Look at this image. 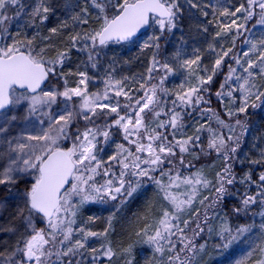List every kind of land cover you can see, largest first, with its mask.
<instances>
[{
    "label": "snow or ice",
    "instance_id": "snow-or-ice-1",
    "mask_svg": "<svg viewBox=\"0 0 264 264\" xmlns=\"http://www.w3.org/2000/svg\"><path fill=\"white\" fill-rule=\"evenodd\" d=\"M187 2L192 8L199 7L193 0ZM18 3L19 0H0V34L11 35L9 22L12 18L7 13ZM86 4H90L96 10L94 13L96 26L71 35L68 48L57 50L55 56L47 55L52 45H44L37 50L35 35L31 38L25 35L17 39L16 37L20 35L17 33L12 37L11 43H0V114H3L5 109L27 103L25 116L27 120L37 111L50 109L59 99L69 102L55 115L50 111H42V115L48 120L47 128H41L35 135L28 134L17 138L15 145L11 140L7 141L9 152H15L17 155L11 158V162L3 171H0V186L15 184L16 173H29L32 182L24 193L23 206L17 208V217L22 219L24 230L19 232L13 251L0 252V264H65L63 258H68L67 264H80V260L74 261L73 258L83 257L84 252L91 254L92 264H96L101 258L111 261L116 253L110 246V241H107V236L112 227L113 216L108 217V226L102 232H95L83 226L74 228L79 209L83 204L102 200L103 197L111 200L131 197L141 186L143 178L153 181L159 187L164 193V199L171 205V210L167 208L163 210L154 233L149 232V226L136 235L144 236L143 242L152 246L156 253L164 252V244L169 245L167 249L169 252L177 248V242L182 244L183 247L176 252V255L169 257V264H186L180 252L194 253L196 245L185 235V229L191 220H183L181 227L180 217L177 214L191 208L199 194L198 185L208 188L212 185V181L204 176L203 170L182 176L176 167V159L178 158L179 165L185 168L194 167L190 161H185L184 155L191 154L195 159H199V156L191 150L201 148L202 152L205 151L201 143V133L206 131L209 134L208 152L215 151L224 161L223 168L216 173L217 186L213 205L228 194L227 186L237 182L233 165L229 161L237 159L236 153L248 131L247 123L238 118L235 124L226 123L211 107H201V105L211 103L203 93L211 91L214 77L222 71L228 58L234 61L235 66L227 65L228 71L215 92L217 100L224 106V115L231 120L234 116L247 114L250 107L255 109L264 106V90H261L264 85L256 83L258 77L264 79V37L258 41L245 39L244 43L249 47L243 51L242 57L247 59L230 56L242 30L249 31L248 23L257 16V8L259 19L255 20V25L264 27V0H245L234 10L225 7L219 11L221 17H231V19L215 20L218 31L214 39L231 35L233 47L224 49L221 46V51L217 52L216 48L209 44V50L216 52L210 69L205 66L198 71L201 60L199 55L180 61L177 53V62L189 77L194 78L195 83H182L175 93H169L163 87L164 80L174 72V68L169 63H161L157 59V51L160 48L157 41L160 36L149 37L141 46L142 52L145 49H154L147 70L148 79L156 70L163 71L165 75L160 77L159 86L155 84L149 86L147 80L140 81L139 88L135 91L143 94L135 98L130 95V91L125 90L122 81H114L111 77L105 80L103 94L90 92L88 90L90 77L86 72H77L75 75L79 79L74 87H69L67 78L63 73H57V68L63 66L70 48L87 51L89 62L92 67H96L95 60L99 55L97 49L108 46L110 42L132 41L141 29L152 24L158 26L161 35L165 32L171 33L177 26L178 13L181 12L178 0H86ZM209 6L204 5L205 8ZM109 9L113 11L109 12ZM216 11L217 9L213 7L214 15ZM51 12L52 7L48 0H37L29 13V26L39 28L48 20ZM90 15L86 6L71 19L84 25L89 23ZM203 15L207 16L208 13L204 12ZM212 23L213 21L210 20L209 24ZM60 27L66 28L68 24L65 22ZM204 31H207V28H204ZM49 32L57 35L59 28H51ZM2 38L3 36L0 35V39ZM42 39L47 40L49 37ZM81 42H84L82 48L79 47ZM253 55H255L254 59ZM238 68L242 69L243 74L238 73ZM58 75L64 79L63 90L53 86L45 91L42 85L50 77ZM158 91L175 96L172 108L165 110L161 106ZM109 92H113L116 98L123 96L128 103L121 106L119 99L114 104L101 103L102 100H110ZM236 93H239L238 97L234 95ZM74 97L78 98V101H73ZM98 108L101 110L100 114L106 109L108 113L115 114V118L106 122L103 127L95 125L92 117L97 116ZM187 108L198 109L201 118L206 117L208 121L207 125L197 121L192 135L184 132L182 112L177 111ZM162 116L166 119H161ZM77 117L86 122L92 121L93 126L86 124L82 131L77 129L73 133L71 126ZM15 119V116L8 118L5 115V119L0 123V135L8 132L11 121ZM212 122H215L220 129H227L229 135L225 137L218 134L217 129L211 127ZM43 123L44 121L41 120V124ZM113 129L117 130L126 144H116V151L104 160L98 155L103 150L98 146L112 139ZM177 133L180 135L177 136ZM24 140L28 143L22 142ZM61 141H71V146L64 147ZM249 163L264 164V150L261 151L259 159L250 160ZM166 164L173 167L166 171L163 167ZM114 166H119V175L113 171ZM173 169L176 170V175L171 174ZM154 172H159L160 177L168 176V183L165 184L160 178L151 175ZM100 175L107 178L103 183L96 181L97 176ZM129 176L135 177V181L126 179ZM238 182L256 183L257 191L255 195L245 194L241 199L242 207L233 211L247 213L250 206L259 203L262 208L259 215L264 218V172L259 174L258 182L253 181L249 173H245ZM182 186H186L184 191L179 193L171 191ZM207 199L208 197H204L200 203L203 205L204 200ZM94 219L89 217L90 221ZM37 220L43 222L42 227L37 226ZM206 220L207 215H205ZM196 228L200 231L193 230V235L198 236L203 228L199 223L196 224ZM252 228L253 225L249 224L232 228L224 220L216 233L219 241L216 248L227 250L242 236L250 233ZM0 230L17 231L12 227ZM211 231L213 229L210 227L209 232ZM261 231L264 232V223L261 224ZM177 234H179L178 240L173 242L171 237ZM89 238H104L105 242L100 247L88 248ZM204 248V245L199 246L200 251H204ZM131 250L132 245H129L123 249V252L130 254ZM53 256L56 258L54 261ZM125 264H133V261L128 259ZM235 264H264V236L261 237L259 244L236 260Z\"/></svg>",
    "mask_w": 264,
    "mask_h": 264
},
{
    "label": "rangeland",
    "instance_id": "rangeland-1",
    "mask_svg": "<svg viewBox=\"0 0 264 264\" xmlns=\"http://www.w3.org/2000/svg\"><path fill=\"white\" fill-rule=\"evenodd\" d=\"M49 4L52 7V12L49 14V17H53L55 19H59V25L63 23H67L68 27L71 30V35H74L76 32H82L83 30H90L91 28H94L96 26V22L94 19V13L96 10L91 7L90 4H86V0H48ZM193 2L197 3L199 5L198 8H192L191 5L187 2V0H178V3L181 7V12L178 13V18L176 21V28L172 30V32L169 34L167 42L159 48L158 51H161V56L163 57V60H159L161 63L167 62L174 68V72L171 75H168L167 78L164 80L163 87L168 90L169 93H175L179 90V86L182 83H188L192 82L195 83L194 78L189 77L188 73L184 70V68L180 67L179 63L177 62V53L179 54V60L182 61L184 59H192L195 58L196 55H199L201 57L200 60V69L202 70L205 66H207L209 69L212 67V64L214 63V59L216 57V52H212L209 50V44H212L217 52L221 51V46H223L224 49H227L228 47H233L232 45V39L231 35L229 36H222L220 38L214 39L215 33L218 31V28L215 26V20L221 19V20H229L231 17H221L219 15V11L222 8H228L229 10H234L236 6H238L240 3L245 2V0H225L224 6L219 7L217 9V5L214 2H210L209 0H193ZM225 2L228 3L227 6H225ZM37 3V0H19V3L15 5L12 8H15L16 11H14L13 14H10V11H8V16L12 19L9 22V32L11 35H4L6 37L4 43H11L12 37L16 36L17 33L20 35L16 37L17 39L23 38L25 35L31 38L32 36H36L35 44L37 47V50H39V46L41 43L45 42L42 40V38L38 35L39 29L37 27L29 26V20L30 16L29 13L31 12L32 8ZM210 5L209 7L205 8L204 5ZM31 6V9L28 7ZM88 7L90 16L88 17L89 23L81 25L79 23L73 22L71 17L76 14L80 13V9L83 7ZM213 7L217 9L215 15L213 14ZM10 8V9H12ZM29 8L30 10H28ZM22 9V11H21ZM19 11V15H17V12ZM16 12V13H15ZM204 12H207L208 15H203ZM257 16L253 21H250L248 23V29L249 31H243L242 34L236 39L235 46L233 47L232 53H230V56H237L242 57L243 51H246L249 47L248 44H245V39L250 40H260L262 37H264V27H261L259 25H255V20L259 19V9L256 11ZM213 21L212 24H209V21ZM243 23V21H240ZM255 25V26H254ZM40 27V26H39ZM204 28H207V31H204ZM149 36L145 37L140 40H134L129 43H109L108 46L104 48H98L97 51L99 52V55L96 57L95 63L96 67H92L91 62H89L88 56L89 53L87 51H80L81 54H83L85 58V64L83 63V66L79 68L78 71L70 73L71 79H68V86L74 87L75 82L79 79L77 75H75L77 72H86L88 76L90 77L88 81V90L90 92H98L103 94L105 89V80H107L109 77L112 78V80H120L122 81L125 90L130 91V95H132L134 98L141 96L142 92H137L135 89L139 88V82L142 80H147V84L149 86L155 84L159 86L160 83V77L164 76L165 73L161 70L158 72L160 76L157 78L158 83H155L154 76L157 77V73L153 72L151 74V78L148 79V68L150 66L151 60H152V53L154 49L149 48L145 49L143 52L141 51V46L144 42L148 41V38L151 36H160V30L157 25L152 24V27L149 30ZM233 34H235L233 32ZM4 39V38H3ZM84 42H81L79 47H83ZM81 57V56H80ZM252 58H255V55L252 56ZM82 59V57H81ZM247 59V58H243ZM228 64H233L234 61L232 59L226 58L225 64L223 66V73L221 77L220 74V81L219 85L223 82L225 74L228 71ZM195 67V66H194ZM225 69V70H224ZM59 67L57 68L58 73ZM238 73L243 74V71L241 68H238ZM201 74H203L201 72ZM218 76V75H217ZM214 77V81L215 78ZM127 78V79H125ZM231 83V82H230ZM257 85H264V79L257 78L256 80ZM55 86L59 90H63L64 86V80H60L59 76L53 77V81L50 84H46L44 87V90L47 91L50 88ZM215 86V82L211 84V91L203 93L206 99L210 100L209 105H201V107H211L216 112L220 109L222 114L224 115V106L219 103L215 96V92L212 94L213 87ZM207 87V86H205ZM219 88V87H218ZM261 90H264L262 88ZM158 95L161 97V106L164 107L166 110L167 105L171 104L172 101L175 99L174 95H167L165 93H161L158 91ZM237 97L239 96V93L234 94ZM110 100L104 101L102 100L101 103H116L117 99H119L121 106L124 103H128L127 100L123 96L116 98L114 96L113 92H109ZM212 96L214 97L212 99ZM169 100V101H168ZM225 100L227 102V97H225ZM73 101H78V98L74 97ZM69 103L66 101H63L62 99H59L57 104L52 105L51 108H44L42 111H50L53 115L61 112V110L64 108L65 104ZM123 103V104H122ZM258 104L260 102H257ZM28 105L27 103H23L21 105H17L11 109H8L3 112V114H0V123L3 122L5 119V115L10 118L12 116H15L16 119L11 121V124L9 125V130L7 133L0 135V171H3V169L8 166V164L11 162V158L16 157L15 152H9V145L7 143L8 140H11L13 145L17 143V138L21 136H26L28 134H37V132L41 128H47L48 126V120L46 117L42 115V111H37L34 115L29 117L27 120L25 119L26 116V109ZM235 107V105H233ZM128 111V110H126ZM256 112L260 115L259 119H262V115L264 118V106L257 107L255 109L249 108L247 114L249 115L253 112ZM97 115L101 113V110L97 109ZM200 113V111H199ZM103 114L115 115L112 113H108L106 109L103 110ZM102 114V115H103ZM247 114L234 116L231 121H229L228 117L225 116L227 119L225 120L226 123L229 124H235L232 120H236L237 118L242 121H248ZM201 117V113H200ZM161 119H166V117L162 116ZM205 120V118H203ZM41 120L44 121L43 124H41ZM199 120V119H198ZM202 118L200 119V121ZM215 123V122H214ZM85 124V121L83 119H80L77 117L72 126L71 131L74 133L77 129L80 128L81 125ZM259 122L253 124L252 126H248L247 134L243 137L247 139L248 146L245 148L243 152H241L240 159H239V168H241V165H243V162H245L244 159L250 158L252 155L255 154V157L260 158L261 152L257 148V131H259L258 127ZM88 126L92 125L91 123L87 124ZM214 129H217L218 134H222L225 137L229 135V132L227 129H220L219 126L215 123ZM195 129V127H194ZM116 131V129H115ZM239 129H237V132ZM184 132L188 134V132L184 128ZM192 132V130L189 131V134ZM118 135V133H117ZM180 134L177 133V136ZM113 138V137H112ZM169 139H171V136H169ZM24 143H28L27 140L22 141ZM68 141H61V145L63 143H67ZM34 143V142H33ZM118 143H125V141H121ZM115 140H110L106 144L102 143L100 144V148L103 149L98 153L99 157L103 158L104 160H107L110 155H112L116 151V144H118ZM127 146V145H126ZM264 150V147H263ZM178 152V149H177ZM254 153V154H253ZM190 159L193 161L195 158L191 154H185L184 159L185 161ZM219 161V160H218ZM192 163V162H191ZM212 163V166L214 165V162L210 161ZM194 167L191 168H185L181 165H179L178 158L176 159V167L179 169V172L182 176H188L192 173H195L197 170H202V166H196L194 163H192ZM164 169L167 171L168 169L172 168V165L166 164L163 166ZM113 169L119 170V166H114ZM213 169V168H212ZM234 170V168H233ZM247 173L246 171L243 172V175ZM172 175H176V170L173 169ZM204 174V173H203ZM237 176V182L236 184H239V178L243 176H239L238 173H235ZM17 180L15 184H11L13 187L11 188L12 191L8 193L2 200H0V229L6 228V227H12L17 229L15 232H7L0 230V252H11L14 249V246L16 245V241L19 238V232L24 230V223L21 218L17 217V208L23 206L24 201V193L26 192L25 185L28 184L31 186L32 177L29 173H16ZM151 175L154 177H158L162 180L163 183H168V176L160 177L159 172H154ZM206 177V174H204ZM106 178V177H104ZM126 179L135 181V177H126ZM209 180V179H208ZM96 181L98 183H103V176H97ZM212 181V180H211ZM216 184V175L215 180L212 182V185H210L208 188H204L200 185L197 186L199 190V194L193 201V204L191 208L187 209L185 212L178 213L180 220V226L183 227V220L189 219L191 220V223L189 226L185 229V235L190 238L193 243L196 245V248L194 249V253H188L187 251L180 252V256L183 259L184 256H188L189 262L187 264H209L212 260V263L217 259H219L222 255L227 254L229 251H231L234 248H238L239 250L246 249V248H240L238 247L240 243H243L247 240V243L251 245L256 246V242L259 243L257 233L254 231L255 228L253 226L252 231L250 233L245 234L242 236L237 242H235L233 245H231L227 250H221L216 248V244L219 243L217 232L219 231V228L224 220H226L230 227L236 228L239 225H243L242 222H239V216L236 214V217L238 218H231L233 222L225 218L223 212H222V200L217 201L213 205V200L215 199L216 193L213 194V189ZM234 185V184H233ZM233 185H229L228 187H231ZM186 186H182L180 189H171L174 193H179L181 191H184ZM213 188V189H212ZM142 195L145 196V199L141 200V204L143 206H146L147 215L144 219H142V224L139 229V232H142L143 229L146 227H149V232L154 233L155 227L157 226V222L159 218L163 214L164 209L171 210V205L164 199V193L160 191L159 187L151 180H148L147 178H143L141 186L137 189L135 193L131 197H118L117 200H111L108 197H103L102 200H97L95 202H88L83 204L78 212V215L76 217L77 223L74 225V228L78 227H85L89 230L95 231V232H102L107 226H108V217L113 216L112 219V227L108 233L107 241H110V246L116 253V255L112 258L110 264H125L126 260L133 259L135 252L139 254V256H142V250L147 251L150 254V262L148 264H169L167 261H169V257L171 252H169L167 249L169 245L164 244V252L163 253H156L152 246L144 243L145 240L144 236H134L133 242H132V250L130 254H126L123 252V249L127 248L120 244V242H117L112 237L113 231L115 226L118 224V215L121 214L123 210L126 209V207L134 201L138 197H142ZM214 195V197H212ZM211 197V199L209 198ZM225 197L227 196L224 195ZM204 197H208L207 200H204L203 205L200 203L201 200L204 199ZM186 198V197H182ZM224 198V197H223ZM233 198V197H232ZM225 199V198H224ZM259 200V197L257 198ZM74 200H78V198H74ZM123 201V203L121 202ZM145 201V202H144ZM259 205V203L255 204ZM252 205V206H255ZM251 206V207H252ZM212 207L215 208V212L212 213ZM209 208V211L207 210ZM198 210V214H197ZM262 211V208L260 212ZM199 213H203L204 217L198 221L196 220V217L199 215ZM242 214H245L242 212ZM205 215H207V220L205 221ZM89 217H94V221H90ZM235 217V216H234ZM195 220H194V219ZM256 219L264 220L259 213L255 216ZM175 223V221H174ZM199 223L200 227L203 228V231L200 232V235L195 236L193 235V230L200 231L196 228V224ZM251 225V224H249ZM212 228L213 231L209 232V228ZM177 236H172L171 240L173 242H177L178 240ZM253 235L254 239L250 238L249 236ZM256 236V237H255ZM248 238V239H247ZM216 241V242H215ZM104 238H89L87 247L93 248V247H100L102 243H104ZM164 242H162L163 244ZM241 244L243 246L247 245ZM127 245V244H124ZM204 245V251H200L199 246ZM125 247V248H124ZM183 245L177 242V248L174 249L173 255H176V252L182 248ZM213 247V249H212ZM212 250H211V249ZM249 250H245L241 253L239 257H243L247 254ZM257 255H259L257 253ZM123 256L122 260H119ZM219 256V257H218ZM56 258L55 256L52 257V260L54 261ZM65 260V263H67L68 258H63ZM113 262V260H115ZM73 260H80L81 262H85V264H92V258L91 254L89 252H84L83 257H75ZM125 260V262H124ZM238 260V259H236ZM236 260L233 264H235ZM134 261V259H133ZM107 259L101 258L100 260L96 261V264H107ZM146 262V261H144ZM214 262V263H215ZM213 263V264H214Z\"/></svg>",
    "mask_w": 264,
    "mask_h": 264
},
{
    "label": "trees",
    "instance_id": "trees-1",
    "mask_svg": "<svg viewBox=\"0 0 264 264\" xmlns=\"http://www.w3.org/2000/svg\"><path fill=\"white\" fill-rule=\"evenodd\" d=\"M211 3L214 2L217 5V9L219 7H223L224 6V1L225 0H209ZM228 3L225 2V6H227ZM31 9V6H28ZM29 8H27L28 10H30ZM258 10V8L256 9V11ZM10 14H13L14 11H16L15 8H12L9 10ZM113 11V9H109V12ZM16 13V12H15ZM62 25V24H61ZM61 25H59V19H55L53 17H49L47 21H45V23L43 25H41L38 29H39V36L42 37H49V39L44 40L45 42L41 43V45L39 47H42L44 45H52L53 47L49 48L47 55L48 56H55L57 50H63L68 48L69 44H70V40L69 37L71 36V30L69 28L71 27H60ZM59 28V34L57 35H52L49 32V29L51 28ZM152 27V25L150 26V28ZM149 32V31H148ZM146 32L144 34H142L141 36H139L137 39L135 40H140L143 39L145 37L149 36V33ZM169 32H165L163 35L160 34V39L159 41H157L161 46H163L169 37ZM3 36L1 43L5 42L6 37L1 34ZM112 44V43H111ZM82 59H81V57ZM157 59L158 60H163V57L161 56V51H157ZM85 58L83 56V54H81L80 51H78L76 48H70L68 50V58L65 60L64 64L62 67H59L58 73H63L64 76L68 79H71L70 73L78 71L79 68H81L83 66V63L85 64ZM225 70V69H224ZM155 73H157V77L154 76L155 78V83H158L157 78L160 76V74L158 72L160 71H153ZM221 72V77H222V73L223 70L220 71ZM219 72V73H220ZM217 74L216 78H215V86L213 87L212 90V94L215 92V90H218L219 87V81H220V74ZM59 76V75H58ZM60 80H64L61 76ZM53 81V77H50V79L47 82V85L52 83ZM214 97L212 96V99ZM169 101V100H168ZM123 104V103H122ZM173 104H169L166 107V110L169 108H172ZM217 110V109H216ZM215 110V112H216ZM126 111V110H123ZM122 111V114H123ZM177 111H181L182 112V116H183V124L185 125V130L188 132L187 135H192L194 132V127H196V122L200 121L201 117H200V113L198 109H192V108H187L184 110L181 109H177ZM188 113H191V115H188ZM217 114L220 115V117L224 120H226L227 118L222 114V112L220 111V109L216 112ZM248 116V121H246L247 126H252L253 124L257 123V121L259 122L258 127H259V131H257V148L258 150L261 152L263 150L264 147V118L262 115V119L260 120L259 117L260 115L257 113V111L251 113L249 115V113L246 115ZM115 118V115H108V114H99L95 117H92V121H94L95 125L103 127L105 125L106 122H110L112 119ZM199 119V120H198ZM92 121L86 122L85 124L81 125L79 130H83L85 125L88 123H91ZM231 121V120H229ZM232 122L234 123L235 121L232 120ZM200 123H204L207 125L208 121L205 119H202L200 121ZM215 123L212 122L211 127H214ZM90 126H93L90 125ZM192 130V132L189 134V131ZM113 131V138L112 140H115L117 143L123 141V138L120 134L117 135V130L115 131V129L112 130ZM208 133L202 132L201 133V143L205 149L204 152L201 151V148H193L191 151L195 152L198 156L199 159H194L193 161L191 160L192 163H194L196 166H202L203 165V173L206 174V178L209 179L210 181L212 180V182L215 180V175L218 171H220L223 168V158L218 157L217 154L215 153V151H211L208 152L207 150V143H208ZM102 140V138H101ZM62 146L64 147H70L71 146V141H68L67 143H63ZM248 146V142L247 139L244 138L241 142V145L236 153V160H230L229 163H231L233 165L234 168V172L238 173L239 176H243V172H247L251 175L252 180L253 181H257L258 182V177L259 174L261 172H264V164H251L249 163L250 160L253 159H258V157H255V154L252 155L250 158H246L244 159L245 162H243V165H241V168H239V157L241 155V152H243L245 150V148ZM100 148V145L98 146ZM207 153V154H205ZM187 160L190 161V159L187 158ZM219 160V161H218ZM210 161L214 162V165L212 166V163H210ZM213 168V169H212ZM113 171L119 175V170L117 169H113ZM107 178L103 177V180H105ZM217 185L215 184L214 186V191L213 194H215V187ZM12 185H2L0 186V200H2L8 193H10L12 191ZM30 187V185L26 184L25 188L28 189ZM228 187V186H227ZM257 191V187H256V183H246V184H234L231 187H228V194L227 196L223 198L222 200V212L225 216V218H227L228 220H230L231 222L233 218H238L236 217V214H238L239 222H242V224H251L254 226L255 228V232L257 233L258 236V240L259 243L261 242V237L264 236V232L261 231V224L264 223V220L260 219H256L255 216L256 214L260 213L261 210V206L259 205H255V206H250L249 210L247 211V213L242 214L241 213H236L233 211V209L235 208H240L242 207L241 205V199L245 194H249V195H255ZM212 197H214V195H212ZM233 197V198H232ZM145 199V196L142 195V197H138L136 198L134 201H132L131 203H129V205L126 207L125 210H123L121 212L120 215H118L119 220L117 221L118 224L115 226L114 231H113V235L112 237L114 238L115 241L120 242L121 245L128 247L129 245L132 244L134 236L136 235L137 232H139V229L141 227L142 224V219H144L147 215V210H146V206H143L141 204V200ZM209 198L211 199V197L209 196ZM143 199V200H144ZM145 202V201H144ZM207 210L209 211V208H207ZM217 210H215L214 207H212V213L215 212ZM235 216V217H234ZM204 217L203 213H199V215L196 217V220L200 221L202 218ZM232 218V219H231ZM194 219V218H193ZM195 220V219H194ZM36 224L38 227H42L43 226V222L37 220ZM250 238L254 239L253 235L249 236ZM256 237V236H255ZM248 239V238H247ZM216 242V241H215ZM247 243V240L244 241L243 243H240V245L238 247L240 248H246V249H242L239 250L238 248H234L231 251H229L227 254L222 255L219 259L216 260V262L214 264H233L234 261L236 259H240L241 257H239L241 255L242 252H244L245 250H251L252 247H254V245L249 246L250 244L247 243V245L243 246L241 244H245ZM259 243H255L256 245ZM127 244V245H124ZM124 247V248H125ZM211 249V248H210ZM213 249V247H212ZM211 249V250H212ZM142 256H139V254L137 252H135L134 257H132L134 259H132L133 264H148L150 262V254L145 251L142 250ZM170 256H174L173 252H171ZM219 257V256H218ZM123 256L119 259L122 260ZM183 259L186 260V264L189 262L188 260V256H184ZM169 260V259H168ZM108 261V260H107ZM116 261L113 260V262ZM146 261V262H144ZM125 262V260H124ZM167 263H169V261H167ZM212 260L209 264H213ZM67 264V263H65ZM80 264H85V262H81ZM107 264H110V262L108 261Z\"/></svg>",
    "mask_w": 264,
    "mask_h": 264
},
{
    "label": "water",
    "instance_id": "water-1",
    "mask_svg": "<svg viewBox=\"0 0 264 264\" xmlns=\"http://www.w3.org/2000/svg\"><path fill=\"white\" fill-rule=\"evenodd\" d=\"M149 30H150V27H145V28L141 29L140 32L137 34L136 37L133 38L132 41H134L135 39H137V38H138L139 36H141L142 34L148 32ZM0 35H1V34H0ZM1 41H2V39H0V43H1ZM132 41H129V42H132ZM129 42H122V43H129ZM110 43H113V42H110ZM47 82H48V81H46L45 84L42 85V88H43V89H44V87L46 86ZM6 110H8V109H5L4 111H6Z\"/></svg>",
    "mask_w": 264,
    "mask_h": 264
}]
</instances>
